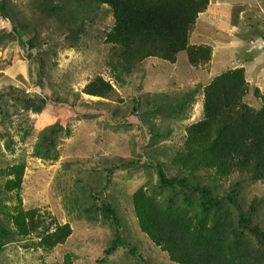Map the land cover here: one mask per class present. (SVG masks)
Returning <instances> with one entry per match:
<instances>
[{"label": "trees", "instance_id": "obj_1", "mask_svg": "<svg viewBox=\"0 0 264 264\" xmlns=\"http://www.w3.org/2000/svg\"><path fill=\"white\" fill-rule=\"evenodd\" d=\"M19 2L22 9L16 6L18 3L11 5L0 0V17L8 18L14 24H23H13L11 33L2 31L0 36L3 41V37L6 38L3 43L7 46L15 40L13 38L20 33V28L34 30L35 35L27 39L30 51L58 39L64 41V49H80L88 28L86 22L93 21L103 12L111 13L114 22L105 34L104 42L111 47L107 63L117 83H124V74H131L150 58L175 64L181 53L185 52V60L195 67L207 64L212 58L210 44L191 43V34L210 0ZM25 10L31 14L35 25L19 21V12L24 17ZM41 24L44 26L39 31ZM51 54L55 57L52 62L49 61ZM35 57L40 86L45 90L43 95L31 94L10 85L7 87L8 96L35 114L42 113L48 108L47 105H68V100L54 93L58 90L57 74H53L59 66L58 53L48 46ZM250 90L245 68L237 67L215 76L205 85L201 101L193 94L189 95L191 99L188 100L186 96L168 98L169 95L165 93H161L159 99L134 100L141 109L137 113L141 121L147 112L153 120L155 112L165 110L184 123L182 146L168 158V163L157 160L159 184L151 189L150 185H142L131 196L140 231L166 252L175 264H264V227L258 220L264 212V199L256 196L246 201L250 199L246 193L249 186L255 189L253 192L264 190V94L254 87V93L261 100L260 107H254L245 102ZM82 91L91 97L122 101L115 85L102 75L88 80ZM65 94L70 93L67 91ZM198 101L201 102V117L191 120L193 105ZM4 105L0 106L1 123L7 120L10 132L3 125L4 129L0 126V138L6 142V136H10L6 147L14 150L11 128L22 143L32 134L33 128L26 124L24 118L20 121L13 119L9 105ZM131 114L136 115V107ZM124 117L127 119L126 115ZM163 120L164 133H160L161 136L160 131L156 133V138L161 137V141L166 138L164 135L167 132H171L174 124L166 119V115ZM151 127H148L149 139L154 137V127ZM70 135L71 128L62 121L47 126L39 133L33 156L45 161H58L60 137ZM4 154L0 147V156ZM121 158L117 166L107 167V171L112 173L122 166L126 168ZM127 163L134 166L137 162ZM166 165L172 173L167 172ZM26 167L25 158L0 167V177L6 178L4 188L16 199L13 205L0 199V249L13 243L11 241L15 240V235L16 241L35 235L38 241L31 245L50 252L58 245L65 244L73 230L69 223L61 224L39 208L25 207L22 191ZM93 196L89 191L88 198H93V201L92 206L85 210L87 219L95 221L102 215L103 221L118 227L120 233L122 220L115 203L106 196L99 199ZM115 240L106 249L107 256L125 244L120 235ZM71 256L66 254L63 262L53 264H71Z\"/></svg>", "mask_w": 264, "mask_h": 264}, {"label": "rangeland", "instance_id": "obj_2", "mask_svg": "<svg viewBox=\"0 0 264 264\" xmlns=\"http://www.w3.org/2000/svg\"><path fill=\"white\" fill-rule=\"evenodd\" d=\"M5 1L11 5L18 3L16 6L22 9L20 0ZM16 11L17 14L18 9ZM25 11L24 17L19 12V21L35 25L31 14ZM113 22L111 13L104 12L95 16L93 21L88 20L80 49H64V41L58 39L30 51L27 39L33 37L35 32L22 28L7 46L3 43L6 38L3 37V41L0 36V106L8 104L13 119L20 121L24 118L26 124L33 128L24 143L11 128L14 150L6 147L10 136H6V142L0 138V147L5 153L0 156V167L25 158L27 167L22 191L25 207L39 208L59 223H69L73 230L65 244L58 245L50 252L31 245L38 241L35 235L18 241L15 235V240L11 241L13 243L0 249V264H53L63 262L66 254L72 255L71 264H175L166 252L140 231L131 196L142 185H150L151 189L159 184L158 161L168 163V158L182 146L184 123L165 110L155 112L153 120L148 112L145 113L144 123L137 116L141 109L134 100L159 99L161 93H165L169 95L168 98L186 96L188 100L191 99L189 95L193 94L201 101L203 87L215 76L231 68L243 67L251 85L245 102L254 107L261 105L254 87L264 94V0H210L191 34V43L204 42L212 46V58L207 64L198 67L189 65L185 52L181 53L175 64L150 58L131 74H124V83L115 81V74L107 63L111 47L105 44L104 37ZM13 24L8 18L0 17V32L9 34ZM43 26L39 25V31ZM48 46L58 53L59 66L53 71V74H57L58 90L54 92L55 96L68 100L69 104L47 105L46 110L35 114L8 96L7 87L13 85L31 94L43 95L45 90L40 86L35 56ZM53 60L55 57L51 54L49 61ZM97 75H102L115 85L122 101L99 99L82 91L88 80ZM67 91L69 95L65 94ZM199 101L193 105L191 120L201 117ZM134 107L136 115L131 114ZM164 112L166 119L174 124L171 132H167L164 135L166 138L161 141V137L156 138V135L159 131L160 136V133H164ZM1 117L0 114V126L3 125L10 132L7 120L1 123ZM57 121L71 128L69 137H60V158L51 162L34 157V145L40 131ZM151 126L154 127V137L152 135V139H149L148 127L152 129ZM120 158L124 160L126 168L122 166L119 171L108 172L107 167L117 166ZM128 161L137 163L129 166ZM166 170L172 173L167 165ZM5 181V177H0V199L13 205L16 203L14 195L4 198ZM254 190L251 186L246 190L250 198L246 201L256 196L264 199V190ZM89 191L93 197L99 199L106 196L115 203L122 220L120 233L118 227L103 221L102 215L95 221L87 219L85 210L92 206L93 201V198H88ZM258 220L264 227V212ZM117 235L125 244L107 256L105 251L116 241Z\"/></svg>", "mask_w": 264, "mask_h": 264}, {"label": "crops", "instance_id": "obj_3", "mask_svg": "<svg viewBox=\"0 0 264 264\" xmlns=\"http://www.w3.org/2000/svg\"><path fill=\"white\" fill-rule=\"evenodd\" d=\"M3 187H4V185H3ZM4 194H5V197L4 198H11L10 197V194L6 192L5 188H4ZM7 204H9V203H7Z\"/></svg>", "mask_w": 264, "mask_h": 264}]
</instances>
